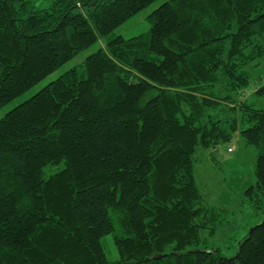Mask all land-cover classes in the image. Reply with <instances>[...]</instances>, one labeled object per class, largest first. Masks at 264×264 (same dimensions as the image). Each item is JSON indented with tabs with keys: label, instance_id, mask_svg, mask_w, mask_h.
Listing matches in <instances>:
<instances>
[{
	"label": "trees",
	"instance_id": "obj_1",
	"mask_svg": "<svg viewBox=\"0 0 264 264\" xmlns=\"http://www.w3.org/2000/svg\"><path fill=\"white\" fill-rule=\"evenodd\" d=\"M154 1L0 0V108L97 45L0 117V264H264V219L232 256L202 244L221 212L195 175L238 134L264 210V0H166L112 35Z\"/></svg>",
	"mask_w": 264,
	"mask_h": 264
},
{
	"label": "rangeland",
	"instance_id": "obj_2",
	"mask_svg": "<svg viewBox=\"0 0 264 264\" xmlns=\"http://www.w3.org/2000/svg\"><path fill=\"white\" fill-rule=\"evenodd\" d=\"M164 1L166 0H155L115 28L112 35L130 37L147 31L150 27L148 15ZM96 48L97 45L94 44L84 49L76 57L63 63L27 91L9 101L0 108V117L31 97L63 72L81 63ZM252 81L251 86L255 85L254 79ZM252 100L254 97H250V101ZM259 103L261 107H264V99H261ZM216 150L220 153L219 158L222 159L221 169L215 168L209 157L203 154L205 151L195 163V175L206 203L215 206L221 212L215 232L211 234L212 231L201 229L200 234L203 245L217 247L221 255L229 257L234 255L240 239L250 231L251 227L264 219V210L259 211L254 208L245 195V189L255 181L253 166L256 151L254 147L245 145L237 134L232 142L221 143L216 147ZM102 245L110 260L117 258V251L111 234L102 238Z\"/></svg>",
	"mask_w": 264,
	"mask_h": 264
},
{
	"label": "built area",
	"instance_id": "obj_3",
	"mask_svg": "<svg viewBox=\"0 0 264 264\" xmlns=\"http://www.w3.org/2000/svg\"><path fill=\"white\" fill-rule=\"evenodd\" d=\"M231 149V148H230ZM229 150V149H228Z\"/></svg>",
	"mask_w": 264,
	"mask_h": 264
}]
</instances>
